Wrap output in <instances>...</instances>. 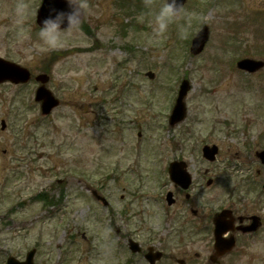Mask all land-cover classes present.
I'll return each mask as SVG.
<instances>
[{"label":"rangeland","instance_id":"1","mask_svg":"<svg viewBox=\"0 0 264 264\" xmlns=\"http://www.w3.org/2000/svg\"><path fill=\"white\" fill-rule=\"evenodd\" d=\"M40 2L0 0V56L33 74L28 84L0 85V243L7 253L36 247V264H148L121 245L126 234L143 243L157 233L155 198L173 188L159 175L174 159L186 160L193 175L210 169L206 194L215 201L197 208H219L235 188L257 197L242 179L264 172L256 157L264 149V69L250 74L236 62L264 59V0H188L159 34L156 15L166 0H87L88 15L57 47L39 35ZM203 24L210 38L193 55ZM43 72L61 101L48 117L34 99ZM183 78L191 83L187 116L170 127ZM213 143L220 151L211 163L202 147Z\"/></svg>","mask_w":264,"mask_h":264},{"label":"flooded vegetation","instance_id":"2","mask_svg":"<svg viewBox=\"0 0 264 264\" xmlns=\"http://www.w3.org/2000/svg\"><path fill=\"white\" fill-rule=\"evenodd\" d=\"M9 144L12 147V141ZM7 151L12 150H4L5 153ZM257 158L261 161L260 157ZM160 176L164 180L169 174L163 172ZM210 180L213 181L211 184L208 183ZM244 181L251 184L247 193L256 192L257 197L245 198L242 190L230 189L224 204L212 209L206 208L207 204L215 201L206 194L211 192L209 187L214 184L210 169L193 175L188 189L170 180L173 202L168 203L167 199L159 196L155 198L161 206L157 233L152 232L153 236L143 243L133 238L142 249L136 253L131 251L128 242L133 236L126 234L122 249L143 258L149 251L152 255L160 251L162 257L155 264H264V172L258 169L252 179ZM199 204L206 206L195 207ZM217 216H220V221L216 229ZM7 254L5 246L0 243V264H6Z\"/></svg>","mask_w":264,"mask_h":264},{"label":"water","instance_id":"3","mask_svg":"<svg viewBox=\"0 0 264 264\" xmlns=\"http://www.w3.org/2000/svg\"><path fill=\"white\" fill-rule=\"evenodd\" d=\"M182 6L185 4L186 0H180ZM66 7L65 0H43L37 13V23L41 27L45 17L49 16L50 10L52 8L63 9ZM210 34V29L207 25L196 34L192 41L191 51L193 54L200 53ZM238 67L241 69H246L248 71H255L263 65V62L254 59H242L237 63ZM149 75L153 77V73L150 72ZM31 78V72L28 68L21 66L15 62L6 60L0 57V83L4 81H12L14 83H25ZM37 80L41 81V85L36 92V100L41 102V108L43 114H49L51 110L59 104V101L53 96L51 91L45 86L46 82L49 80L47 74H40L37 76ZM190 89V83L188 80H184L180 86L179 94L177 97L176 105L170 116V123L174 125L175 123L184 119L186 115V106L184 103V97L186 96L188 90ZM218 152L217 146L206 145L204 147V156L210 160H214L216 153ZM185 164L180 162H174L170 166V173L172 179L176 182L183 184L185 187L189 184V176L187 171L184 169ZM170 196V194H169ZM134 249H136L134 247ZM35 250L28 254L27 261L19 262L17 259L9 258L8 264H32L33 255Z\"/></svg>","mask_w":264,"mask_h":264},{"label":"clouds","instance_id":"4","mask_svg":"<svg viewBox=\"0 0 264 264\" xmlns=\"http://www.w3.org/2000/svg\"><path fill=\"white\" fill-rule=\"evenodd\" d=\"M63 9L52 8L45 17L39 31L42 40L50 47H57L64 34H70L78 29L83 19L88 15L87 0H65ZM180 0H166V3L156 15L154 31L164 33L168 24L182 12Z\"/></svg>","mask_w":264,"mask_h":264}]
</instances>
